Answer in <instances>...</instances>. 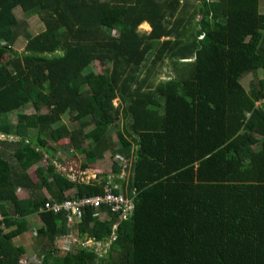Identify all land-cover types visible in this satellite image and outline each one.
I'll return each instance as SVG.
<instances>
[{"label":"trees","instance_id":"obj_1","mask_svg":"<svg viewBox=\"0 0 264 264\" xmlns=\"http://www.w3.org/2000/svg\"><path fill=\"white\" fill-rule=\"evenodd\" d=\"M259 6L260 0H0V264H21L24 250L14 241L34 215L43 227L35 232L38 262L29 264H57L55 242L71 229L65 215L37 211L44 193L60 202L71 187L76 198L108 187L131 210L125 218L101 210L107 218L100 219L87 210L71 227L107 250L99 256L79 247L61 264H264ZM15 9L38 17L43 30L28 33ZM143 24L148 33L139 31ZM21 35L25 45L17 52ZM164 67L170 77L161 82ZM26 106L32 114L20 113ZM61 140H69L70 156H83L84 169L106 152L124 155L128 178L113 164V181L103 174L71 183L48 164L35 170L34 183L15 155ZM244 148L253 156L234 159Z\"/></svg>","mask_w":264,"mask_h":264},{"label":"rangeland","instance_id":"obj_2","mask_svg":"<svg viewBox=\"0 0 264 264\" xmlns=\"http://www.w3.org/2000/svg\"><path fill=\"white\" fill-rule=\"evenodd\" d=\"M100 1H107V0H100ZM263 1L260 0V13H264V7H263ZM14 14L18 20H24L26 23V31L30 33L31 35H36L37 33L41 32L43 30V25L38 19V17L33 16L30 18H25L21 11L19 9L14 10ZM139 31L141 33H148L150 31V28L148 25L143 24L139 27ZM25 45V39L21 35L16 43L13 46V49L17 52H21L24 48ZM93 69L95 70L96 73L98 74H104L105 73V67L100 65L98 62L94 63ZM170 77V73L167 69V67H164L161 71L160 76H158V80L163 82L166 81ZM261 78V76H260ZM249 79L246 78L241 82L243 87L247 89ZM117 102L114 101V105L116 106ZM22 114H32L33 110L31 107L26 106L24 109L20 111ZM41 113H44V110L41 111ZM17 113L10 114L9 120L12 123H15V117ZM67 118L66 116H63L61 118V124L62 125H68L67 124ZM32 135V134H31ZM114 137H112L113 139ZM51 148V149H50ZM72 150L69 146V140H61L56 144H49V149H40L37 148L34 145H30L24 150L20 151L17 155L19 160L23 163V167L27 170L28 175H30L31 178H33L36 182L37 179L35 177V170L38 168H45L46 165L50 164L52 166H55L56 169L61 172L64 175L71 176L74 179H83L84 181H88L89 179L92 180L94 177H98L100 175L106 174L110 176V181H113L114 177L112 176V165L116 164L118 166H122L124 170V174L121 173V177H124L125 179L128 178L130 169L128 168L127 162H125L124 155L120 153L113 154L111 152H106L104 154L103 160L98 161L95 163L93 166L89 165L88 167L91 170H94L93 173H85L84 167L85 161L83 160V156L80 153H75V160L77 162V167L73 165L71 162V159L74 158H69L68 155L72 154ZM74 153V152H73ZM113 154V155H112ZM125 154V153H124ZM250 153H246V158ZM244 157V155H243ZM251 157V156H250ZM249 157V158H250ZM249 158L245 159L248 160ZM58 161H61V164L57 163ZM127 166V170H125V167ZM114 188H117V191L120 190L119 185H114ZM19 198H24L25 193L23 191H20L18 193ZM36 217V216H34ZM36 220V218H35ZM35 222L32 221H27L24 225L25 231H23V238L21 239V242H17L19 245L23 246L24 250V255L21 257V264H29L32 262H38V255H39V246H38V240H36V234L34 230ZM28 228V229H27ZM37 229V228H35ZM71 232L68 236L58 238L55 242V246L58 250V253L55 255L54 258L57 260V264H61L58 262L66 253L68 252H75L79 247L83 248H88V249H93L99 256L103 255L106 250L108 245L104 244H93L91 241H83L80 239L77 235V232L74 228L70 227ZM28 231V232H27ZM17 239L15 240V242ZM40 264V263H39Z\"/></svg>","mask_w":264,"mask_h":264},{"label":"built area","instance_id":"obj_3","mask_svg":"<svg viewBox=\"0 0 264 264\" xmlns=\"http://www.w3.org/2000/svg\"><path fill=\"white\" fill-rule=\"evenodd\" d=\"M256 106H264V98L257 102ZM87 210H92V218L95 219L105 216L101 210H108L110 213L119 214L120 217L125 218L131 210V204L123 195L114 194L111 189L105 187L103 194L99 196L69 197L60 202L48 199L44 206L38 209L37 214H63L67 225L71 227L82 222Z\"/></svg>","mask_w":264,"mask_h":264},{"label":"crops","instance_id":"obj_4","mask_svg":"<svg viewBox=\"0 0 264 264\" xmlns=\"http://www.w3.org/2000/svg\"><path fill=\"white\" fill-rule=\"evenodd\" d=\"M0 138H2V137H0ZM22 151V150H21ZM20 152V151H19ZM18 152V153H19ZM250 153L248 156H247V158H249L250 156L252 157L253 156V154H252V152L248 149V148H244V149H241V150H239V151H236L235 153H236V155H235V158L234 159H237V160H241V161H247V160H245V159H247L246 158V153ZM17 153V154H18ZM15 155V158H16V161L19 163V165L22 167V169L26 172V174L28 175V172H27V170L23 167V163L19 160V158H18V155ZM243 155H244V157H243ZM75 156V155H74ZM68 157L71 159V158H74V159H71L72 161V163H73V165L75 166V167H77V162H76V160H75V158L76 157H72V156H70V154L68 155ZM250 157V158H251ZM249 158V159H250ZM248 159V160H249ZM57 163L58 164H61V161H58L57 160ZM85 165L87 166V163H85ZM85 166V167H86ZM93 166V165H92ZM84 167V168H85ZM83 168V169H84ZM125 168H127V167H125ZM128 168H129V165H128ZM84 171H85V173L87 174V173H93L94 172V170H91L89 167L87 168V169H84ZM123 172H124V170H123ZM122 172V173H123ZM124 174V173H123ZM29 177H30V175H28ZM66 177H68L69 178V180H70V182L71 183H74V182H84V183H86V184H88V183H90V182H94L95 180H96V177L94 178H92V180H88V181H84L83 179H80V180H78V179H74V178H72V175L71 176H68V175H65ZM30 179L34 182V183H36V181L33 179V178H31L30 177ZM76 188L75 187H71L70 189H68V191L65 193V196H67V197H75V195H76ZM19 193V192H18ZM18 195V194H17ZM44 196H46V198H47V200L49 199L48 198V196H47V194H45L44 193ZM19 199H21V198H19ZM23 199V198H22ZM34 216H36V217H34ZM34 216H31V217H28V218H26L25 219V223H26V220L27 221H32V222H34V221H36L35 222V225L36 226H34V230L36 231V230H38V229H41L42 227H43V223L41 222V220H40V218H38V216L37 215H34ZM35 218H36V220H35ZM35 228H37V229H35ZM28 229V228H27ZM28 232V231H27ZM23 238V234L21 235V236H19V237H17L16 239H17V241L15 242L14 241V244L16 245V246H18V247H21V248H23V246H21V245H19L18 243L19 242H21V239ZM15 239V240H16ZM18 242V243H17Z\"/></svg>","mask_w":264,"mask_h":264}]
</instances>
